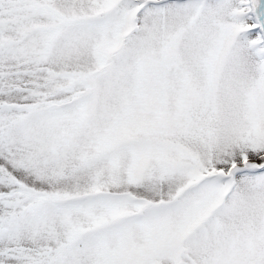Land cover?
<instances>
[{"label":"snow or ice","instance_id":"1","mask_svg":"<svg viewBox=\"0 0 264 264\" xmlns=\"http://www.w3.org/2000/svg\"><path fill=\"white\" fill-rule=\"evenodd\" d=\"M0 264H264V0H0Z\"/></svg>","mask_w":264,"mask_h":264}]
</instances>
